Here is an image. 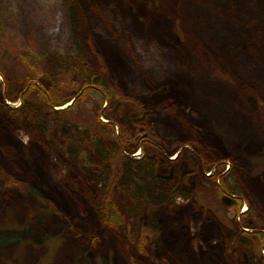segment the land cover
Instances as JSON below:
<instances>
[{"label":"rangeland","instance_id":"1","mask_svg":"<svg viewBox=\"0 0 264 264\" xmlns=\"http://www.w3.org/2000/svg\"><path fill=\"white\" fill-rule=\"evenodd\" d=\"M0 264H264V0H0Z\"/></svg>","mask_w":264,"mask_h":264},{"label":"trees","instance_id":"2","mask_svg":"<svg viewBox=\"0 0 264 264\" xmlns=\"http://www.w3.org/2000/svg\"><path fill=\"white\" fill-rule=\"evenodd\" d=\"M16 58H17V61L21 60V58L19 57H16ZM21 61L25 62L27 66L31 68L32 72L26 73L24 76L25 78H21L18 81L15 80L16 87H18L23 93V96L19 98L22 103L20 107L17 108L18 109L17 111L21 109L28 110V109H31L32 106L33 107L36 105L38 106V104L41 103L40 100L44 101L45 104L48 103L47 105H49L48 106L50 108L49 110H52V111H55L57 107L66 105L67 103L71 102L70 105H68L65 109L61 111V112H64V115H65V114H68L73 107H75V103L77 100L83 99L84 96L88 95L90 91H93L95 89L93 88L92 85L89 84V81H92V80L94 81L95 79L91 76L90 71L82 69V68L81 70L80 68H76L75 69L76 71L79 70L81 71L82 75H84L83 81H85V84L80 88V90L78 92H76L75 90L71 91V89L64 90L62 89V85H61L60 87H61V90L63 91H54L55 87L53 85V82H51V80H48V77L45 76L44 71L42 69L43 67L41 68L40 66L37 65L38 63L41 64L42 60L37 59L36 57L33 58L32 53L30 52V54L28 53L27 56H23ZM6 69L7 68H5V70L2 69L1 73L5 77H8L11 74ZM101 93L103 94V99H106V101L111 100L113 102H116V105L118 104L117 106L119 108H121L123 111L125 110L124 105L121 104V101L120 102L119 100L116 101L114 94H112L111 92L107 93V90L104 88L101 89ZM27 104H28V107L25 108ZM103 111L108 112L107 108L103 109ZM70 113H75V112L72 111ZM108 116H109V120L106 123H109L110 126L116 125L118 123L121 125V123L123 122V121L120 122V120L118 119V115L114 114L113 112L112 114L109 112ZM68 121L73 122V118H71ZM74 121H76V119ZM121 137L122 136L118 135L119 139ZM128 138H129V135L124 140H118V143L122 148H124V146L127 145L129 141L127 140ZM151 143L154 144V142H151ZM189 166H190L189 162H186V164L184 162L181 165V173L184 172L185 174H188L191 172L195 174L196 173L195 168L189 167ZM189 169L191 170L190 172H189ZM215 187L218 188L223 193H227L231 189L232 190L236 189L235 187L231 188L232 186L230 187L229 184L227 183H224V186L220 184H215ZM109 200H110V197L104 200V203L102 204V207H101V211L104 214L106 223H108V225L114 226L116 225V222H117L115 218V214H117V212L114 210L115 206L112 204V201H109ZM241 205H242V200L239 198H236V204H234L233 206L237 208V212H239Z\"/></svg>","mask_w":264,"mask_h":264},{"label":"flooded vegetation","instance_id":"3","mask_svg":"<svg viewBox=\"0 0 264 264\" xmlns=\"http://www.w3.org/2000/svg\"><path fill=\"white\" fill-rule=\"evenodd\" d=\"M147 137H149L148 136V133H147V136H144V137H142L141 139H138V140H136V142H137V145H143L145 142H148V141H150V139L149 138H147ZM170 159H167V161L168 162H170L169 160H172V157L170 156L169 157ZM178 162H179V160H178ZM184 163V162H183ZM182 163V164H183ZM186 164V163H185ZM176 168V167H175ZM176 171V173H180V181L181 180H183L185 177H186V175L187 174H185L184 172L183 173H181V166L179 167V165L177 166V168L176 169H174L173 171H172V173H171V175H173V173ZM191 170H189V172H190ZM158 175H160V176H162L163 178H166L167 176H165V175H163V174H160V173H158ZM179 175V174H178ZM224 200L226 201L227 200V204H231V203H233L232 205H234V204H236V198H234V199H230V198H224ZM242 206V205H241ZM235 208V210H234V213L235 214H238L239 215V213H240V209H241V207H240V209H239V212H237V208L236 207H234ZM249 210V209H248ZM244 212V211H243ZM245 213V212H244ZM246 213H248V212H246Z\"/></svg>","mask_w":264,"mask_h":264},{"label":"water","instance_id":"4","mask_svg":"<svg viewBox=\"0 0 264 264\" xmlns=\"http://www.w3.org/2000/svg\"><path fill=\"white\" fill-rule=\"evenodd\" d=\"M147 136V133L143 127L137 129V139Z\"/></svg>","mask_w":264,"mask_h":264}]
</instances>
